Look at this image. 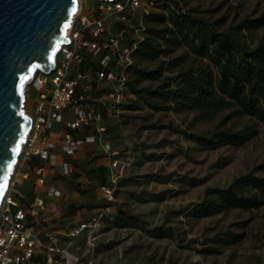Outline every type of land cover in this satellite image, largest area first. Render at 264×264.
Listing matches in <instances>:
<instances>
[{
  "label": "rangeland",
  "instance_id": "rangeland-1",
  "mask_svg": "<svg viewBox=\"0 0 264 264\" xmlns=\"http://www.w3.org/2000/svg\"><path fill=\"white\" fill-rule=\"evenodd\" d=\"M122 1L130 20L123 22L116 14L110 18L111 30L122 34L121 44L132 48L128 64H114L113 70L124 79L99 78L97 61L88 52L86 63L75 66L92 78L82 106L103 110L106 131L97 134L96 143L74 149L69 175L61 172L62 158L48 164L47 182L61 188L62 195L46 202L48 221L37 228L39 236L46 241L51 234L61 240L67 258L60 264L67 260L70 264H264V191L258 193L259 205L250 208H220L216 196L209 194L245 176L264 177V122L235 114L232 106L208 111L159 101L170 109H153L149 102L156 99L146 101L139 91L157 83L141 78L138 70L152 71L167 58L144 59L136 50L150 28L170 25L169 9L176 8L167 0H139L138 5ZM176 1L183 12L214 22L221 31L244 23L241 33L251 46L264 42V23L251 26L255 20L264 22V0ZM99 2L82 0V13L98 17ZM157 42L171 57L185 52L183 45ZM163 74L168 75L166 69ZM117 91L119 101L111 96ZM37 99L29 84L28 113L35 114ZM64 117L65 121L73 117L70 108ZM219 125L236 131L252 127L255 133L238 146L206 147L192 137ZM52 136L65 143L57 129ZM106 142L112 146L110 153L103 149ZM16 171L17 164L11 180ZM17 180L8 189L22 205L44 192L32 178ZM246 191L253 194L256 189L246 186ZM83 226L79 235L71 236Z\"/></svg>",
  "mask_w": 264,
  "mask_h": 264
},
{
  "label": "built area",
  "instance_id": "built-area-1",
  "mask_svg": "<svg viewBox=\"0 0 264 264\" xmlns=\"http://www.w3.org/2000/svg\"><path fill=\"white\" fill-rule=\"evenodd\" d=\"M132 3L138 5L139 0H132ZM98 9L102 12L98 17L82 11L74 15L67 33L71 41L61 45L55 69L49 74H36L30 83L38 99L35 114L26 111L32 118L31 130L17 161L16 178L10 183L16 186L18 178H32L36 186L44 187V196L29 198V203L22 205L16 194L7 189L0 205V264H60L67 258L56 235L47 234L44 241L37 232V228L48 221L46 199L62 195L61 188L48 184L47 166L62 158L61 172L69 175L73 170L70 159L74 149L96 143L97 134L106 131L103 110L82 106L81 99L90 89L92 78L85 69L75 66L86 63L88 52L97 61L99 78L122 81L124 78L113 70L114 64L122 61L128 64L132 51L131 46L121 44L122 34L111 30V14H116L123 22L130 20L124 1H101ZM111 96L116 101L121 98L119 91ZM69 108L73 117L65 121L64 113ZM56 129L64 136L63 145L52 136ZM103 149L109 153L113 151L107 142ZM119 164L116 156L114 166ZM106 189L111 194V190ZM83 228L75 229L71 236L79 235ZM67 264H70L68 260Z\"/></svg>",
  "mask_w": 264,
  "mask_h": 264
},
{
  "label": "trees",
  "instance_id": "trees-1",
  "mask_svg": "<svg viewBox=\"0 0 264 264\" xmlns=\"http://www.w3.org/2000/svg\"><path fill=\"white\" fill-rule=\"evenodd\" d=\"M176 10L169 9V22L162 29L148 30L140 42L136 54L153 60L164 55L167 60L156 69H139L141 78L155 81V88L142 89L149 105L155 110L170 109L159 101H176L185 106H196L204 110L234 107V113L247 115L257 122H264V42L251 46L241 33L244 23L221 31L214 22L203 17L183 12L176 0H167ZM164 20V17H163ZM260 20L252 21L259 27ZM183 45L181 56L171 57L157 42ZM166 69L168 75H164ZM252 127L241 130L223 128L219 125L208 134L192 135L206 147L230 144L242 145L254 135ZM246 186L256 189L251 194ZM259 191H264V177L245 176L226 189H212L220 208H250L259 205Z\"/></svg>",
  "mask_w": 264,
  "mask_h": 264
},
{
  "label": "water",
  "instance_id": "water-1",
  "mask_svg": "<svg viewBox=\"0 0 264 264\" xmlns=\"http://www.w3.org/2000/svg\"><path fill=\"white\" fill-rule=\"evenodd\" d=\"M81 5L82 0H0V205L31 130L27 88L36 74L55 69Z\"/></svg>",
  "mask_w": 264,
  "mask_h": 264
},
{
  "label": "crops",
  "instance_id": "crops-1",
  "mask_svg": "<svg viewBox=\"0 0 264 264\" xmlns=\"http://www.w3.org/2000/svg\"><path fill=\"white\" fill-rule=\"evenodd\" d=\"M78 153L81 154L82 153V150L81 149H78ZM39 194H41L40 195L41 197L44 196V192H42V193L40 192ZM54 200H56V199H54V198H47L46 199V202L50 203V202H53Z\"/></svg>",
  "mask_w": 264,
  "mask_h": 264
},
{
  "label": "bare ground",
  "instance_id": "bare-ground-1",
  "mask_svg": "<svg viewBox=\"0 0 264 264\" xmlns=\"http://www.w3.org/2000/svg\"><path fill=\"white\" fill-rule=\"evenodd\" d=\"M82 10V5L79 7L78 11L77 12H80ZM76 12V13H77ZM28 89V88H27Z\"/></svg>",
  "mask_w": 264,
  "mask_h": 264
},
{
  "label": "snow or ice",
  "instance_id": "snow-or-ice-1",
  "mask_svg": "<svg viewBox=\"0 0 264 264\" xmlns=\"http://www.w3.org/2000/svg\"><path fill=\"white\" fill-rule=\"evenodd\" d=\"M6 183H7V177H5V186H6Z\"/></svg>",
  "mask_w": 264,
  "mask_h": 264
}]
</instances>
